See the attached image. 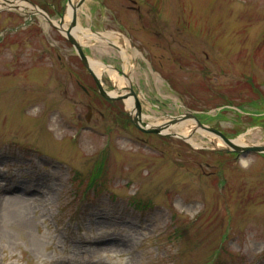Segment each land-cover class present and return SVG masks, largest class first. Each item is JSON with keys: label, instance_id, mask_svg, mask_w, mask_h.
Masks as SVG:
<instances>
[{"label": "rangeland", "instance_id": "rangeland-1", "mask_svg": "<svg viewBox=\"0 0 264 264\" xmlns=\"http://www.w3.org/2000/svg\"><path fill=\"white\" fill-rule=\"evenodd\" d=\"M135 1L85 0L80 25L119 44L84 52L130 78L143 122L185 114L192 142L128 122L32 8L0 11V264H264V155L189 116L264 146V0Z\"/></svg>", "mask_w": 264, "mask_h": 264}, {"label": "bare ground", "instance_id": "bare-ground-1", "mask_svg": "<svg viewBox=\"0 0 264 264\" xmlns=\"http://www.w3.org/2000/svg\"><path fill=\"white\" fill-rule=\"evenodd\" d=\"M74 2V0H71ZM19 6H23L22 3H18ZM72 15V10L71 8L67 9L65 18H64V26L63 28L66 29L67 27V22L70 20ZM79 32V34L77 33ZM65 34V33H64ZM73 35L75 38L79 41V43L82 44L84 40H97L103 44H114L117 45L119 44L118 37L119 35L117 33H94L92 32L89 28H84L80 25L79 22H77L76 29L73 31ZM121 57L124 61V63H128L127 56L124 51H121ZM90 67L92 71L98 76L101 77L104 72L108 73L110 78H112L116 83V89L113 91V93H118V92H123L124 90L122 89V85L124 84V79L119 75L118 71L116 69L104 65L102 62L95 60V59H90ZM126 108L134 113V106H133V100L132 99H126ZM144 117V116H143ZM141 117V119L143 118ZM150 125L157 126L161 128V131L164 134L168 133H176L177 135H180L184 137L185 139H188V141L192 142L193 139L189 138V132L187 131L184 126L187 124V120H181V121H175L171 122L170 118H165L161 122H156V123H149ZM202 135H208L206 131L199 129L198 130ZM210 136V135H209ZM235 143L237 144H243L244 139L243 136L239 137L238 139L235 140Z\"/></svg>", "mask_w": 264, "mask_h": 264}, {"label": "water", "instance_id": "water-1", "mask_svg": "<svg viewBox=\"0 0 264 264\" xmlns=\"http://www.w3.org/2000/svg\"><path fill=\"white\" fill-rule=\"evenodd\" d=\"M84 0H80L78 1L75 5H72V9H73V19H72V23H71V27H73L75 25V15H76V10L78 8V6L83 2ZM11 2V1H10ZM67 37H68V40L73 44V46L75 47L76 51L78 52V55L81 59V61L84 63V65L87 67V69L93 74V72L90 70V67H89V63L86 59V57L84 56L82 50H81V47L80 45L78 44V42L73 38V36L71 35V30L67 31ZM94 75V74H93ZM95 77V76H94ZM95 80L97 81L98 83V89H99V92L107 99H114V97L110 96L109 94H107L102 86L99 84L97 78L95 77ZM119 98V97H117ZM134 107H135V110H136V115H133L132 113L128 112V115L130 117V119L132 120V122L141 130L145 131V132H149V133H156V134H162V131H161V128L160 127H153V126H150V128H147V129H144L142 128L139 123H138V120H140V106H139V103L137 100H135V103H134ZM187 115V114H186ZM190 117L192 118H195L193 115H189ZM185 117V114L184 115H181L179 117H175V118H172L171 119V122H175V121H180L181 119H183ZM196 123H197V126L202 128V129H205V130H208V131H211L213 132L214 134L218 135L229 147L230 149H227V151H230L231 148L232 150H234L235 152H237L238 154H244V153H248V152H256V153H262L264 154V146H248V147H236L235 145H233L228 139L224 138L219 132H217L216 130L212 129V128H209V127H206L202 124L199 123V121L196 120ZM172 136L174 137H179V138H183L182 136L180 135H177L175 133H171ZM223 151H226L225 149H222Z\"/></svg>", "mask_w": 264, "mask_h": 264}, {"label": "trees", "instance_id": "trees-1", "mask_svg": "<svg viewBox=\"0 0 264 264\" xmlns=\"http://www.w3.org/2000/svg\"><path fill=\"white\" fill-rule=\"evenodd\" d=\"M101 172H102V168L99 167V168H98V171H97L96 173L93 174V176H94L95 178H93L92 181H95V182H96V178H97L98 176L101 175ZM89 185L91 186V183H90ZM92 186H93V185H92Z\"/></svg>", "mask_w": 264, "mask_h": 264}, {"label": "flooded vegetation", "instance_id": "flooded-vegetation-1", "mask_svg": "<svg viewBox=\"0 0 264 264\" xmlns=\"http://www.w3.org/2000/svg\"><path fill=\"white\" fill-rule=\"evenodd\" d=\"M135 92H136V89H135Z\"/></svg>", "mask_w": 264, "mask_h": 264}]
</instances>
